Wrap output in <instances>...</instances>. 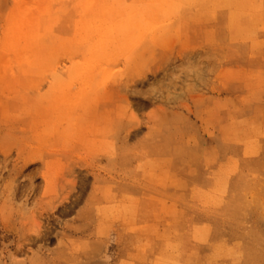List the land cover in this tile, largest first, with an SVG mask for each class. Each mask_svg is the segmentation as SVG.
<instances>
[{
	"label": "rangeland",
	"instance_id": "rangeland-1",
	"mask_svg": "<svg viewBox=\"0 0 264 264\" xmlns=\"http://www.w3.org/2000/svg\"><path fill=\"white\" fill-rule=\"evenodd\" d=\"M190 1L0 0V264H264V0Z\"/></svg>",
	"mask_w": 264,
	"mask_h": 264
},
{
	"label": "crops",
	"instance_id": "crops-1",
	"mask_svg": "<svg viewBox=\"0 0 264 264\" xmlns=\"http://www.w3.org/2000/svg\"><path fill=\"white\" fill-rule=\"evenodd\" d=\"M152 223L135 234L125 231L122 243L108 248L106 256L110 261L107 264H155L166 243L165 240L161 243V236L171 233L169 227L155 228Z\"/></svg>",
	"mask_w": 264,
	"mask_h": 264
},
{
	"label": "bare ground",
	"instance_id": "bare-ground-1",
	"mask_svg": "<svg viewBox=\"0 0 264 264\" xmlns=\"http://www.w3.org/2000/svg\"><path fill=\"white\" fill-rule=\"evenodd\" d=\"M157 1H158V0H157ZM184 1H185V0H184ZM192 1H193V0H192ZM192 1H190L189 4H190ZM197 1H198V0H197ZM199 1H200V0H199ZM153 2H154V1H153ZM153 2H152V0H151L150 4H151V3L153 4ZM165 3H166V2H165ZM152 4H151V5H152ZM239 4H240V3H239ZM255 4H256V3H255ZM161 5H162V4H161ZM197 6H198V3H197ZM198 8H199V7H198Z\"/></svg>",
	"mask_w": 264,
	"mask_h": 264
}]
</instances>
